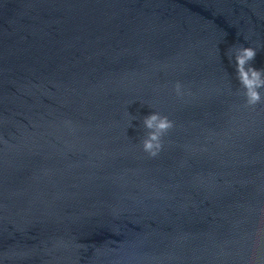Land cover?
<instances>
[{"label":"water","instance_id":"water-1","mask_svg":"<svg viewBox=\"0 0 264 264\" xmlns=\"http://www.w3.org/2000/svg\"><path fill=\"white\" fill-rule=\"evenodd\" d=\"M233 45L264 68V0H0V264H264Z\"/></svg>","mask_w":264,"mask_h":264},{"label":"clouds","instance_id":"clouds-1","mask_svg":"<svg viewBox=\"0 0 264 264\" xmlns=\"http://www.w3.org/2000/svg\"><path fill=\"white\" fill-rule=\"evenodd\" d=\"M256 54V48L244 45H233L227 52L229 59L234 60L236 79L243 90L245 104L253 108L258 104H264V94L261 92V89H264V68L257 69L252 65ZM181 88V83L177 82L175 84L177 94L181 93ZM142 123L147 130L140 141L142 150L149 157H156L163 147V138L175 126L174 121L167 115L153 111L143 117Z\"/></svg>","mask_w":264,"mask_h":264}]
</instances>
